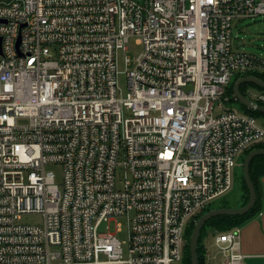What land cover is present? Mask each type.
<instances>
[{
    "label": "built area",
    "instance_id": "2783aa9c",
    "mask_svg": "<svg viewBox=\"0 0 264 264\" xmlns=\"http://www.w3.org/2000/svg\"><path fill=\"white\" fill-rule=\"evenodd\" d=\"M259 16L264 0H0V264H183L191 221L264 145L226 96L264 74L233 45ZM214 244L244 264L240 227Z\"/></svg>",
    "mask_w": 264,
    "mask_h": 264
},
{
    "label": "trees",
    "instance_id": "16d2710c",
    "mask_svg": "<svg viewBox=\"0 0 264 264\" xmlns=\"http://www.w3.org/2000/svg\"><path fill=\"white\" fill-rule=\"evenodd\" d=\"M248 76H256V77L264 80V74H259V73H248V74L236 75L234 77L230 87L226 91V96L229 98V102L227 104L231 109L235 108L240 112L246 113V114L251 115L257 119L262 120V122L264 124V114L257 112V111H254V110H251V109H248L247 107H245L243 104H241L235 98V95H234L235 83L238 80H240L242 77H248ZM251 88L253 90H256V92L264 94V89L261 86L256 85L254 83H244L241 85L240 90L248 98L255 100L260 105H264L263 103L259 102L258 100H256L255 98H253L251 96V94L249 92V89H251ZM255 149H264V145L255 146V147H252L251 149H249L240 158L241 163H243L246 156L251 151H253ZM260 162H264V155L255 157L252 160L251 166H250L251 178H252V181L255 185L256 192H257V202H256L255 206L247 214L238 215V216L220 215V216L213 217L212 219H210L205 224V226L203 227V229L201 231L199 241H198L197 253H198L199 264H207L208 248L206 247L205 240L207 237V229L208 228H211L212 230H214V236H215L217 233H223V232H227L229 230H232L236 227H242L245 223H247L250 219L255 217L260 212V210H261V199H260L259 189H258L256 180H255L254 173H253V167L255 166V164L260 163ZM235 179L240 180V186H241V191H242V196H243V203L241 206H245L248 204V202L250 200V190H249L248 184H247L245 177H244L243 167H242V174L240 176H238L236 174ZM228 198H229L228 195H226L225 197H223V198L217 200L216 202L212 203L210 206H208L206 209H204L199 215H197L193 221H191V223L189 224V226L186 230V235H185L186 244H185V249H184L183 264H193L192 257H191V249H190V240H191V235H192V232L195 228L197 221L205 213H207L213 209L231 208V206L229 205V199Z\"/></svg>",
    "mask_w": 264,
    "mask_h": 264
},
{
    "label": "rangeland",
    "instance_id": "374dc122",
    "mask_svg": "<svg viewBox=\"0 0 264 264\" xmlns=\"http://www.w3.org/2000/svg\"><path fill=\"white\" fill-rule=\"evenodd\" d=\"M233 45L235 50H241L243 52L254 54L259 58L264 60V16H259L257 18L247 19L240 24L238 27L234 28L233 31ZM141 51V47L135 44L133 40L130 46V50L123 54L120 52L119 57V70L120 74L118 77L119 87L122 90V93L125 95L127 92V68L125 66V58L130 57L134 58ZM251 96L256 93V90L252 88L249 89ZM254 98V97H253ZM219 110L216 109L215 113H218ZM259 123L263 124L262 120L258 119ZM51 169L55 172L58 183L62 182L63 174L62 167L59 165L51 167ZM235 173L240 176L242 174V163L239 160L238 165L235 169ZM229 205L231 208H239L242 205V191L240 186V180L235 179L232 185L230 192L228 193ZM42 221V216L40 215H29L24 217V222L26 223H39ZM121 222V221H120ZM125 225V222H124ZM110 228L112 231L115 230V223H110ZM106 231V225L102 227V232ZM119 238L122 241L127 239V232L119 234ZM206 247L210 250L211 253L216 251V247L214 246V230L211 228L207 229V237H206Z\"/></svg>",
    "mask_w": 264,
    "mask_h": 264
},
{
    "label": "water",
    "instance_id": "95a60500",
    "mask_svg": "<svg viewBox=\"0 0 264 264\" xmlns=\"http://www.w3.org/2000/svg\"><path fill=\"white\" fill-rule=\"evenodd\" d=\"M1 42V40H0ZM244 83H254L256 85L261 86L264 89V80L256 77V76H248V77H242L240 80H238L234 85V95L235 98L243 104L248 109L260 112L264 114V105H260L258 102L248 98L245 96L241 90L240 87ZM264 155V149H255L251 151L245 158L244 162L242 163L243 167V173L245 180L248 184L249 190H250V200L247 205L239 207V208H217L213 209L207 213H205L196 223L195 228L191 235L190 240V249H191V257L193 264H199L198 261V241L201 234V231L205 224L212 219L213 217L220 216V215H230V216H238V215H244L247 214L256 204L257 202V192L255 185L252 181L251 174H250V166L252 160L257 157Z\"/></svg>",
    "mask_w": 264,
    "mask_h": 264
},
{
    "label": "crops",
    "instance_id": "0c3cea01",
    "mask_svg": "<svg viewBox=\"0 0 264 264\" xmlns=\"http://www.w3.org/2000/svg\"><path fill=\"white\" fill-rule=\"evenodd\" d=\"M253 173L259 189L261 210L255 217L240 227L241 250L246 256L244 264H264V162L255 164ZM208 253L210 254L207 261L209 264H224V257L219 253L217 247L214 253H211L209 249Z\"/></svg>",
    "mask_w": 264,
    "mask_h": 264
}]
</instances>
